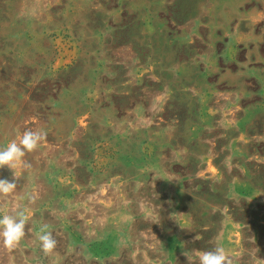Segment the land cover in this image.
<instances>
[{
  "label": "rangeland",
  "instance_id": "obj_1",
  "mask_svg": "<svg viewBox=\"0 0 264 264\" xmlns=\"http://www.w3.org/2000/svg\"><path fill=\"white\" fill-rule=\"evenodd\" d=\"M26 130L38 148L0 168L25 234L0 264L264 260V0H0V149Z\"/></svg>",
  "mask_w": 264,
  "mask_h": 264
},
{
  "label": "clouds",
  "instance_id": "obj_2",
  "mask_svg": "<svg viewBox=\"0 0 264 264\" xmlns=\"http://www.w3.org/2000/svg\"><path fill=\"white\" fill-rule=\"evenodd\" d=\"M44 133L41 131L26 130L19 139L11 141L6 147L0 149V168L7 167L12 169L14 165L22 160L26 152L36 150L42 140ZM14 180L0 179V194L10 193L14 190ZM25 234V218L22 213L17 216H0V240L8 248H15ZM37 239L40 247L45 253L52 252L56 247V240L51 231L41 230ZM189 264L197 260L198 264H231V257L221 245L208 251L189 250L185 251ZM256 264H264V260L256 256Z\"/></svg>",
  "mask_w": 264,
  "mask_h": 264
},
{
  "label": "bare ground",
  "instance_id": "obj_3",
  "mask_svg": "<svg viewBox=\"0 0 264 264\" xmlns=\"http://www.w3.org/2000/svg\"><path fill=\"white\" fill-rule=\"evenodd\" d=\"M99 40V39H98ZM100 41V40H99ZM64 52V51H63ZM72 54V53H71ZM69 55V54H66V56ZM64 56V55H63ZM70 56V55H69ZM210 59V58H209ZM70 57H68L65 61H58L57 65H62V64H65V63H68L70 62ZM213 61V60H212ZM211 63V62H210ZM101 68H103L102 64H101ZM89 92V90H88ZM198 93V92H197ZM203 94V93H202ZM233 97V96H231ZM230 97V98H231ZM204 98V97H203ZM225 98V97H224ZM229 99V98H228ZM205 100V99H204ZM202 101V106L203 109L206 108V101ZM225 100V99H224ZM232 100V99H231ZM160 102V101H159ZM162 102V101H161ZM235 104V103H234ZM69 104L67 105H64L63 107V116H64V119H65V122L63 121V129L61 130L62 131V135H64V137H69V138H73V134L75 133L76 131V125H81L83 128L86 127V124L84 122V119L83 118H77L74 110H76L77 107L75 106H69ZM89 106V105H88ZM88 106H80L79 110L80 112H87L88 110ZM227 106V105H226ZM209 107V106H208ZM220 108V107H219ZM74 109V110H73ZM228 109V108H227ZM73 110V111H72ZM206 110V109H205ZM204 110V112H205ZM208 112V111H207ZM210 114V113H209ZM220 115V114H219ZM232 116H233V112L228 109L227 110V113H222V120H223V123L226 124L228 126V124L231 122L232 123ZM209 118V116H208ZM205 122V121H204ZM147 123V122H146ZM206 123V122H205ZM204 123V124H205ZM209 123V122H208ZM80 127V126H79ZM21 130V129H20ZM200 132V131H199ZM196 134V133H195ZM76 141H73L71 142V144L75 145ZM74 147V146H73ZM75 152V151H74ZM68 154V153H67ZM72 155V154H71ZM77 156V155H76ZM68 158V157H67ZM206 161H208V159H206ZM74 162V161H73ZM95 164V163H94ZM35 166V165H34ZM210 166V165H209ZM33 167V166H32ZM207 167V166H206ZM62 168V167H61ZM207 169V168H206ZM213 170V169H212ZM64 171V170H63ZM64 173V172H63ZM214 174V173H213ZM62 176V175H61ZM236 185V183H235ZM167 186V185H166ZM238 186V185H236ZM165 188V191L169 193L170 189L167 187H164ZM236 188V187H235ZM236 191V190H235ZM181 189H180V184L178 182V184L176 185L175 187V190H174V195L176 197V200L179 202L180 201V193H181ZM231 193V192H230ZM233 193V192H232ZM100 194H104V190L101 189L100 190ZM180 203V202H179ZM125 233V232H124ZM127 234V233H126ZM128 237V236H127ZM126 239V238H125ZM229 241H233V242H236L238 243L239 241V232L237 231L235 235H232V236H229L227 238Z\"/></svg>",
  "mask_w": 264,
  "mask_h": 264
},
{
  "label": "crops",
  "instance_id": "obj_4",
  "mask_svg": "<svg viewBox=\"0 0 264 264\" xmlns=\"http://www.w3.org/2000/svg\"><path fill=\"white\" fill-rule=\"evenodd\" d=\"M231 147H233V148L235 149L234 144H232ZM206 159H207V158H206ZM228 162H229V161H228ZM176 185H177V182H176ZM176 185H175V187H176ZM175 187H174V190H175ZM170 192H171V189H170L169 193H170ZM166 193H168V192H166ZM169 193H168V194H169ZM175 198H176V197H175ZM236 232H237V231H234V232H233V230H231V232L228 231V233H229V234H228V237L234 235ZM228 237H227V238H228ZM225 247H226V246H225Z\"/></svg>",
  "mask_w": 264,
  "mask_h": 264
}]
</instances>
